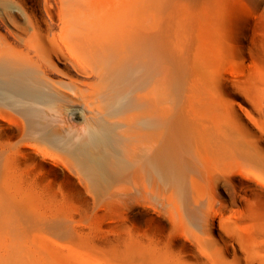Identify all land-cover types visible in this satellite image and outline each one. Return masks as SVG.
<instances>
[{
	"label": "rangeland",
	"instance_id": "obj_1",
	"mask_svg": "<svg viewBox=\"0 0 264 264\" xmlns=\"http://www.w3.org/2000/svg\"><path fill=\"white\" fill-rule=\"evenodd\" d=\"M43 1L38 14L55 12ZM140 2L174 48L177 115L218 143L191 145L178 187L95 183L56 150L17 153L0 182V264H264V0Z\"/></svg>",
	"mask_w": 264,
	"mask_h": 264
},
{
	"label": "bare ground",
	"instance_id": "obj_2",
	"mask_svg": "<svg viewBox=\"0 0 264 264\" xmlns=\"http://www.w3.org/2000/svg\"><path fill=\"white\" fill-rule=\"evenodd\" d=\"M140 1L56 0L57 11L38 14L40 0H0V182L9 181L10 157L35 148L56 150L95 183L122 176L137 188L145 178L177 186L184 166L193 169L185 156L194 142L218 143L215 130L207 138L177 115L174 48L170 60L159 29L141 23Z\"/></svg>",
	"mask_w": 264,
	"mask_h": 264
}]
</instances>
